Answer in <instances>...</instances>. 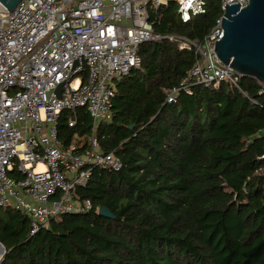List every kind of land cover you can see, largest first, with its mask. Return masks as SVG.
Wrapping results in <instances>:
<instances>
[{
	"label": "trees",
	"instance_id": "1",
	"mask_svg": "<svg viewBox=\"0 0 264 264\" xmlns=\"http://www.w3.org/2000/svg\"><path fill=\"white\" fill-rule=\"evenodd\" d=\"M206 7L184 23L168 0L151 11L154 30L203 41L222 14L220 0ZM138 54L140 67L114 81L107 120L93 129L86 107L63 110L58 120L64 145L84 150L95 135L122 168L95 166L74 189L91 208L53 218L33 235L26 213L0 206V264H264V174H254L264 166L259 80L244 76L245 94L226 81L193 84L168 102L195 51L163 39L142 43Z\"/></svg>",
	"mask_w": 264,
	"mask_h": 264
},
{
	"label": "built area",
	"instance_id": "2",
	"mask_svg": "<svg viewBox=\"0 0 264 264\" xmlns=\"http://www.w3.org/2000/svg\"><path fill=\"white\" fill-rule=\"evenodd\" d=\"M176 1L184 23L207 10L206 0ZM167 2L21 0L12 11L0 3V206L26 213L30 235L53 218L91 208L90 200L74 197V189L87 182L95 166L122 168L118 156L98 149L95 135L84 150L64 145L58 120L63 110L79 107L89 111L93 129L107 120L114 81L140 67L142 43L168 39L196 53L187 76L169 90L168 102L177 101L181 91L191 93L193 84L226 81L245 94L243 74L223 63L214 48L223 36L226 4L243 7L249 0H220L222 14L203 41L154 30L151 11ZM15 168L23 174L19 179L9 174ZM254 174H264V166Z\"/></svg>",
	"mask_w": 264,
	"mask_h": 264
},
{
	"label": "water",
	"instance_id": "3",
	"mask_svg": "<svg viewBox=\"0 0 264 264\" xmlns=\"http://www.w3.org/2000/svg\"><path fill=\"white\" fill-rule=\"evenodd\" d=\"M20 1L0 0V3L12 11ZM240 5L239 2L226 4L221 22L223 36L215 41L214 49L223 63L243 76L264 83V0H249L246 6ZM60 89L61 86L57 88L58 93ZM99 213L112 216L104 207L99 209ZM0 247L3 252L1 243Z\"/></svg>",
	"mask_w": 264,
	"mask_h": 264
},
{
	"label": "crops",
	"instance_id": "4",
	"mask_svg": "<svg viewBox=\"0 0 264 264\" xmlns=\"http://www.w3.org/2000/svg\"><path fill=\"white\" fill-rule=\"evenodd\" d=\"M0 243H1V242H0ZM1 245L4 247V245H3L2 243H1ZM4 252H5V248H4V251L2 252V249H1V247H0V253H1V254H4ZM1 254H0V255H1Z\"/></svg>",
	"mask_w": 264,
	"mask_h": 264
},
{
	"label": "rangeland",
	"instance_id": "5",
	"mask_svg": "<svg viewBox=\"0 0 264 264\" xmlns=\"http://www.w3.org/2000/svg\"><path fill=\"white\" fill-rule=\"evenodd\" d=\"M2 255V254H1Z\"/></svg>",
	"mask_w": 264,
	"mask_h": 264
}]
</instances>
